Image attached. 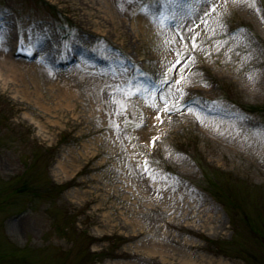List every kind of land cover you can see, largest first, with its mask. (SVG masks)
I'll use <instances>...</instances> for the list:
<instances>
[{"label": "rangeland", "instance_id": "1", "mask_svg": "<svg viewBox=\"0 0 264 264\" xmlns=\"http://www.w3.org/2000/svg\"><path fill=\"white\" fill-rule=\"evenodd\" d=\"M2 60L0 264H264V0H0Z\"/></svg>", "mask_w": 264, "mask_h": 264}, {"label": "bare ground", "instance_id": "2", "mask_svg": "<svg viewBox=\"0 0 264 264\" xmlns=\"http://www.w3.org/2000/svg\"><path fill=\"white\" fill-rule=\"evenodd\" d=\"M20 66H22V65H19V66H17V65H14V64H12L11 62L9 63L8 62V60H2V61H0V68L2 69H6V71L10 74V75H12L13 74V76L14 75H16L17 76V74H19V72H21V70H20ZM9 75V76H10Z\"/></svg>", "mask_w": 264, "mask_h": 264}]
</instances>
